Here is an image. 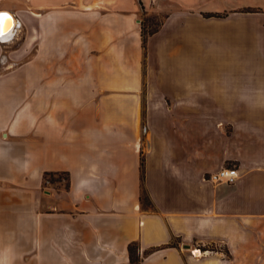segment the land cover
Masks as SVG:
<instances>
[{
  "label": "crops",
  "instance_id": "0c3cea01",
  "mask_svg": "<svg viewBox=\"0 0 264 264\" xmlns=\"http://www.w3.org/2000/svg\"><path fill=\"white\" fill-rule=\"evenodd\" d=\"M1 11L0 264H264V0Z\"/></svg>",
  "mask_w": 264,
  "mask_h": 264
},
{
  "label": "trees",
  "instance_id": "16d2710c",
  "mask_svg": "<svg viewBox=\"0 0 264 264\" xmlns=\"http://www.w3.org/2000/svg\"><path fill=\"white\" fill-rule=\"evenodd\" d=\"M142 12L147 13V11L143 8H142ZM163 17H164V15L162 14V17L159 19V21L157 23H155L153 26H151L150 28H147L148 25H150V23L146 26V23L144 22V20L141 19V35H142L143 43H145L147 36L149 34H151L152 32H154L158 28ZM55 174H60V175L63 174V175H65V177L67 175L65 172H45L43 175V181L45 182L47 179H54L53 175H55ZM140 200H141L143 205L149 206L148 196L143 190H141V193H140ZM207 247H209V246H206V248ZM152 249L153 248H149V249H146L143 253H140L138 243L134 240L130 241L127 245L128 261L123 262V263H119V264H140V261H141L143 255L148 253Z\"/></svg>",
  "mask_w": 264,
  "mask_h": 264
},
{
  "label": "built area",
  "instance_id": "2783aa9c",
  "mask_svg": "<svg viewBox=\"0 0 264 264\" xmlns=\"http://www.w3.org/2000/svg\"><path fill=\"white\" fill-rule=\"evenodd\" d=\"M1 36V35H0ZM237 177V167L235 165H228L219 168L214 172H209L206 175V178L213 181H225V182H234Z\"/></svg>",
  "mask_w": 264,
  "mask_h": 264
},
{
  "label": "bare ground",
  "instance_id": "6f19581e",
  "mask_svg": "<svg viewBox=\"0 0 264 264\" xmlns=\"http://www.w3.org/2000/svg\"><path fill=\"white\" fill-rule=\"evenodd\" d=\"M0 18H1L0 19V21H1L0 31L4 32V34L2 36L8 37L11 33V29H12L11 27L14 25V18L7 11H1ZM194 252H198V249H194Z\"/></svg>",
  "mask_w": 264,
  "mask_h": 264
},
{
  "label": "rangeland",
  "instance_id": "374dc122",
  "mask_svg": "<svg viewBox=\"0 0 264 264\" xmlns=\"http://www.w3.org/2000/svg\"><path fill=\"white\" fill-rule=\"evenodd\" d=\"M140 18L144 20V22L146 23V26L150 23V25H148L147 28H150L151 26H153L155 23H157L159 21V19L162 17L161 13H156V12H147V13H143L142 11H140ZM211 247L214 248H222V245L220 244H211L209 245Z\"/></svg>",
  "mask_w": 264,
  "mask_h": 264
},
{
  "label": "water",
  "instance_id": "95a60500",
  "mask_svg": "<svg viewBox=\"0 0 264 264\" xmlns=\"http://www.w3.org/2000/svg\"><path fill=\"white\" fill-rule=\"evenodd\" d=\"M4 32L0 31V35H3Z\"/></svg>",
  "mask_w": 264,
  "mask_h": 264
}]
</instances>
